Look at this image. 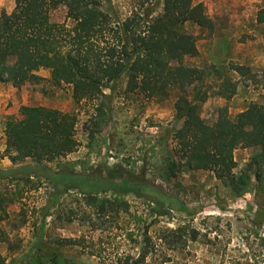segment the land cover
Masks as SVG:
<instances>
[{"label":"rangeland","instance_id":"obj_1","mask_svg":"<svg viewBox=\"0 0 264 264\" xmlns=\"http://www.w3.org/2000/svg\"><path fill=\"white\" fill-rule=\"evenodd\" d=\"M138 1L102 0V9L123 20L137 8ZM203 1L208 22L183 26L196 37L198 55L185 57L183 64L203 73L186 96L195 102L205 96L199 115L211 125L225 113L233 119L250 104L264 103V21H258L264 19V0ZM13 8L14 0H0V12ZM49 8L51 21L63 22L65 8L57 3ZM145 8L152 12L151 18L156 17L162 11V0H150ZM235 67L244 73L235 72ZM37 75L43 80L15 88L16 96L5 102L10 111L0 132L5 144L6 126L21 122L22 107H44L75 116L79 145L62 161L76 162L75 172L101 170L106 188L120 192L129 211L97 215L75 192L58 194L46 182L38 188L32 184L19 187L21 199L6 206L0 221L4 233L0 255L5 264H113L123 254L135 256L144 233L152 251L146 264H161L166 259L168 264H264V163L250 165L256 149L238 147L233 152L234 172L247 171L252 182L242 196H235L209 171L180 168L165 184L157 174L173 148L171 133L180 126L174 116L179 96L176 88L146 99L137 92H126V78H122L105 87L104 96L97 100L76 104L71 86H53L48 70ZM225 81L233 84L229 92L222 87ZM230 92L232 96L225 99ZM96 107L104 110L106 118L91 137L90 120ZM5 149L6 145L0 151V168L13 166L4 156ZM1 160L10 166L3 167ZM175 161L181 163L177 156ZM129 177L161 187L169 201L167 207L161 209L117 187ZM4 187L7 196L15 189L13 185ZM178 228L194 229L199 237L190 241L183 236V248L167 250L162 238H177L180 234L166 231Z\"/></svg>","mask_w":264,"mask_h":264},{"label":"trees","instance_id":"obj_2","mask_svg":"<svg viewBox=\"0 0 264 264\" xmlns=\"http://www.w3.org/2000/svg\"><path fill=\"white\" fill-rule=\"evenodd\" d=\"M51 3L65 8L63 22L51 21ZM149 3L150 0H139L130 16L119 20L102 9V0H14L11 12H0V82L19 89L43 80L37 73L48 70V81L53 86H71L76 104L97 100L104 96L105 87H112L122 78H126V92H137L146 99L176 88L179 96L174 102V116L180 126L171 133L173 148L158 166L157 178L168 184L180 168L209 171L235 196H242L252 182L247 171L234 172L233 152L238 147L256 149L250 165L264 163V103L250 104L233 119L225 113L213 124H206L199 115L205 96L198 102L186 96L187 89L199 83L203 73L183 64L185 57L198 55L196 37L186 33L183 26L205 25L208 20L204 5L195 0H162V11L151 18L152 12L145 8ZM233 70L244 73L240 67ZM222 87L229 92L233 84L225 81ZM232 94L225 95V99ZM95 112L90 120L94 129L91 137L106 118L101 107H96ZM20 115L21 122L8 123L5 131L4 156L13 166L0 168V221L6 206L21 199L19 187L32 184L38 188L43 182L58 194L80 195L97 215L129 211L122 194L106 188L101 170L75 172L76 162L62 161L79 145L75 116L44 107H22ZM176 156L181 163L175 161ZM129 178L117 187L161 209L167 207L169 201L161 187L143 178ZM5 185L15 186L9 196ZM188 231L167 229L169 234L180 235L172 240L162 238L166 249L183 248V236L190 241L198 239L199 232ZM3 235L0 229V242L4 241ZM141 238L135 256L123 254L113 264H146L152 251L148 248L149 237L144 233ZM169 262L166 259L161 264ZM0 264H5L1 255Z\"/></svg>","mask_w":264,"mask_h":264},{"label":"crops","instance_id":"obj_3","mask_svg":"<svg viewBox=\"0 0 264 264\" xmlns=\"http://www.w3.org/2000/svg\"><path fill=\"white\" fill-rule=\"evenodd\" d=\"M195 2L196 3H202L204 6H206V2H204L203 0H197V1L195 0ZM254 23H256V22L254 21ZM187 24H190V23H187ZM234 38H236V37H234ZM224 40L227 41V38L225 37ZM16 94H17V90L12 86L11 83L0 82V132H1V129L3 127L5 116L9 115V113H10V111L5 106V102H7L11 98V96L15 97ZM4 148H5L4 133H0V151H3ZM257 152H258V150H257ZM1 162L3 164L2 165L3 167H9L10 166V162L2 161V160H1Z\"/></svg>","mask_w":264,"mask_h":264}]
</instances>
